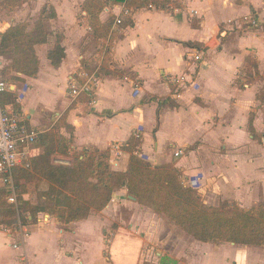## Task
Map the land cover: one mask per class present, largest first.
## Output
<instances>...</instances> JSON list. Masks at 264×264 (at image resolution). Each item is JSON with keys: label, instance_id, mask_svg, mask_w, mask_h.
Instances as JSON below:
<instances>
[{"label": "crops", "instance_id": "0c3cea01", "mask_svg": "<svg viewBox=\"0 0 264 264\" xmlns=\"http://www.w3.org/2000/svg\"><path fill=\"white\" fill-rule=\"evenodd\" d=\"M84 1L33 0L31 16L44 3L52 6L51 16L41 19L50 26L49 41L56 32L59 39L34 46L35 75L2 78L8 84L2 95L10 93L17 108L2 106L39 134L41 111L56 114V122L66 113L51 130L68 140V152L56 153L52 163L66 158L70 164L63 166H70L73 154L86 150L103 154L110 170L125 171L133 152L150 167L176 168L183 186L197 191L205 206H216L218 198L263 202L264 88L258 91L257 82L240 86L237 74L249 54L264 71V0H160L167 2L164 8L102 0L97 19L106 35L100 37L88 25ZM244 19L249 21L228 35L235 31L230 23ZM57 41L64 57L54 66L36 51L44 46L48 52ZM89 78L95 86L74 96L77 104L65 105L66 90L73 97L71 86ZM40 151L31 145L28 155ZM130 196L117 188L103 209L79 220L38 213L25 224L17 218L14 229L0 225V264H209L218 252L241 255L247 247L264 256L261 246L197 241Z\"/></svg>", "mask_w": 264, "mask_h": 264}, {"label": "trees", "instance_id": "16d2710c", "mask_svg": "<svg viewBox=\"0 0 264 264\" xmlns=\"http://www.w3.org/2000/svg\"><path fill=\"white\" fill-rule=\"evenodd\" d=\"M6 1L16 6L26 0ZM110 1L120 3L123 0ZM148 3L168 7L167 2L160 0H132L128 4L140 7ZM103 6L102 0L83 2L88 25L95 37L106 35V26L97 19ZM28 26L27 22L10 25L1 32L0 43L12 47L9 67L17 73L33 76L38 69L34 46L46 43L47 35L40 18L34 21L30 29H27ZM63 57L64 48L57 41L48 50L47 58L56 66ZM13 79L21 78L14 76ZM1 103L4 107L13 104L17 108L10 93L2 97ZM62 118L64 120L65 114L61 121ZM65 126L71 131L70 125ZM67 143L68 140L51 130L37 136L33 145L42 150L24 158L26 167L17 168L13 172L15 204L6 201L5 197L9 193L0 183V225L14 229L17 218L25 224L28 215L33 220L38 213L49 214L65 222L79 220L91 211L103 209L114 190L124 187L127 194L133 196L139 204L165 216L170 223L197 241L264 247V201L249 208L235 203L205 206L197 192L183 186L176 168L170 165L150 167L133 152L125 171L110 170L103 154L86 150L81 154H73L70 166L52 163L56 153L67 154ZM42 180L47 181L48 186L39 192L40 201L32 203L25 199V195L38 190Z\"/></svg>", "mask_w": 264, "mask_h": 264}, {"label": "rangeland", "instance_id": "374dc122", "mask_svg": "<svg viewBox=\"0 0 264 264\" xmlns=\"http://www.w3.org/2000/svg\"><path fill=\"white\" fill-rule=\"evenodd\" d=\"M32 1L33 0H26L23 3L15 6V5H11L6 0H0V35H1V32H3L8 26L18 22L17 18L23 22H26V21H27V23L29 22L28 24L30 26L35 19H38V18L43 19L44 17L51 16V13L53 12V8H52V6H48L47 3H44V5L40 8L39 12H36L33 16H31L30 13L32 10V5H31ZM22 4H24V5H22ZM28 8H29V10H28ZM42 19H41V22L43 21ZM249 19H244V22H242V21L231 22L230 24H231V26H233L235 31H232V33L229 32L228 35L229 34L235 35L237 33L236 31L238 30V28L240 26H242L245 22L249 21ZM192 26L196 27L197 25L195 22H193ZM223 26H224L223 29H226L225 28L226 25H223ZM42 27H43L44 32L46 34H48L47 29L50 30V26L47 23V20H45V22L42 23ZM91 36H92V33L89 34V38ZM224 37L226 38V35ZM58 39H59V32H56V35H54V34L52 35V40H53L52 42L49 41L50 36H47L48 43H50V44L55 42ZM91 41L93 42V45L99 44V41L97 39H92ZM215 43L216 42H214L213 46L215 45ZM8 50L12 51V47L10 46L8 48L7 45H3L0 43V66H1L0 76H1V78L7 80L8 82H14L13 77L15 76V73H17V72H15L12 68L9 67L12 54H9ZM36 52H37L38 56H40V57L46 56V54H47L44 46H39V48L37 49ZM239 72L237 74V77H238L237 83L238 84L240 83L239 84L240 86H243V84H245V83L250 84L251 82H257V83H259V85L257 86L258 91L263 90L262 88H264L263 87L264 86V71L258 69V65L255 62L253 54H249V56L247 58L246 65L242 69H239ZM17 74H20V73H17ZM103 74H104V72H103ZM126 75H128L127 77H131L129 74H126ZM16 77H18V75ZM131 78H133V77H131ZM20 80H23V77H21ZM175 80H176L175 82L180 84L181 81L184 80V75H181V77L179 79L177 78ZM66 91H67L65 94L66 99L64 100L65 105L68 103H71L73 105L77 104V97L74 98V96L73 97L70 96L68 93L69 89H67ZM36 118L39 121L37 128L42 133L47 132L48 130H51V129H53L54 131L57 130V126H58L59 122L60 123L63 122V118H62V121L60 119L59 121L56 122V118H58V116L54 113H46L45 111H41L40 115H38ZM41 150H42V148H41ZM142 160L145 162L144 159H142ZM47 186H48V182L42 180L38 185V190L36 192H30V194L25 195L24 196L25 199H27L33 203H37L38 201H40L39 192L42 190H45L47 188ZM195 192H197V191H195ZM197 194H198V192H197ZM5 198L7 199V197H5ZM226 200H228V201H226ZM6 201L8 202V200H6ZM260 202H262V201H260ZM216 203H217V200H216ZM232 203L237 204L236 201H233L231 199H225L224 202H221V199L218 198V203L216 206H218V205H232ZM246 204L241 203L242 206L241 205H239V206L244 207V208L252 207L251 205H249V202H247ZM255 205H253V206H255ZM223 244H227L228 246H230V243H227V242L223 243ZM230 248H235V247H230ZM247 248H250V249H246V248L243 249V250H248V251L245 253L241 252L242 253L241 255L234 254L235 251H233V250L232 251L230 250L226 255L223 252H218L220 256L218 254H216L217 255L216 259L213 257H210V263L209 264H218L217 263L218 261L220 264H264V256L259 257L260 254L257 253L256 248H254V247H247ZM261 250H264V249H261ZM223 255H225V256H223ZM207 260H209V259H207ZM173 264H175V262H173Z\"/></svg>", "mask_w": 264, "mask_h": 264}, {"label": "built area", "instance_id": "2783aa9c", "mask_svg": "<svg viewBox=\"0 0 264 264\" xmlns=\"http://www.w3.org/2000/svg\"><path fill=\"white\" fill-rule=\"evenodd\" d=\"M130 1V0H125ZM128 8H124V13H129ZM116 24L121 23V19L115 20ZM195 60L200 59L197 53L193 57ZM100 64V61L96 62ZM95 86V80L87 79L80 84L71 86V94L78 96L83 92H88ZM8 90V84L0 78V183L5 186L9 194L7 200L15 204V183L13 172L17 168L26 167L24 158L28 157V150L35 142L39 132L35 128L26 126L20 121L19 115L15 112L8 113L1 103V96ZM179 152H176L177 155Z\"/></svg>", "mask_w": 264, "mask_h": 264}, {"label": "water", "instance_id": "95a60500", "mask_svg": "<svg viewBox=\"0 0 264 264\" xmlns=\"http://www.w3.org/2000/svg\"><path fill=\"white\" fill-rule=\"evenodd\" d=\"M53 162L55 164H60V165H69L70 164V160L69 159H66V158H55L53 160ZM131 198L134 199L133 197H131Z\"/></svg>", "mask_w": 264, "mask_h": 264}]
</instances>
